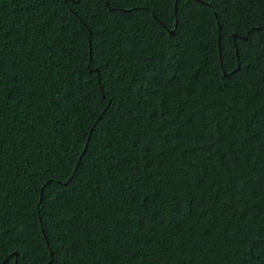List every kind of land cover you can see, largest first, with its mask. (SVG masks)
<instances>
[{
    "label": "trees",
    "instance_id": "obj_1",
    "mask_svg": "<svg viewBox=\"0 0 264 264\" xmlns=\"http://www.w3.org/2000/svg\"><path fill=\"white\" fill-rule=\"evenodd\" d=\"M0 264H264V0H0Z\"/></svg>",
    "mask_w": 264,
    "mask_h": 264
},
{
    "label": "water",
    "instance_id": "obj_2",
    "mask_svg": "<svg viewBox=\"0 0 264 264\" xmlns=\"http://www.w3.org/2000/svg\"><path fill=\"white\" fill-rule=\"evenodd\" d=\"M172 31H173V30L171 29V32H172ZM14 253L17 254V251H14ZM15 262H17V259H15Z\"/></svg>",
    "mask_w": 264,
    "mask_h": 264
},
{
    "label": "clouds",
    "instance_id": "obj_3",
    "mask_svg": "<svg viewBox=\"0 0 264 264\" xmlns=\"http://www.w3.org/2000/svg\"><path fill=\"white\" fill-rule=\"evenodd\" d=\"M15 259H17V258H15Z\"/></svg>",
    "mask_w": 264,
    "mask_h": 264
}]
</instances>
